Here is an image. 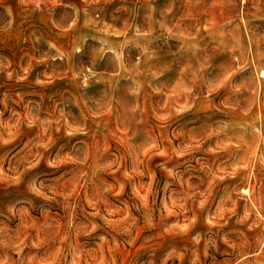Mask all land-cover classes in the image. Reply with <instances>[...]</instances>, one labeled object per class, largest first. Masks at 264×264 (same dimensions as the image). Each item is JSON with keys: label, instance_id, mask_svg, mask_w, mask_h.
<instances>
[{"label": "rangeland", "instance_id": "rangeland-1", "mask_svg": "<svg viewBox=\"0 0 264 264\" xmlns=\"http://www.w3.org/2000/svg\"><path fill=\"white\" fill-rule=\"evenodd\" d=\"M0 264H264V0H0Z\"/></svg>", "mask_w": 264, "mask_h": 264}]
</instances>
